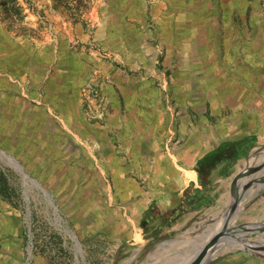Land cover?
Here are the masks:
<instances>
[{"label":"rangeland","instance_id":"rangeland-1","mask_svg":"<svg viewBox=\"0 0 264 264\" xmlns=\"http://www.w3.org/2000/svg\"><path fill=\"white\" fill-rule=\"evenodd\" d=\"M143 1L151 14L154 2L161 0ZM190 2L195 14L204 16V30L199 32L201 38L197 43L203 45L207 54L203 66L195 64L198 75L193 74L199 79L195 76L190 99L202 104L206 100L210 107L205 111H185L183 103L187 97L182 92L179 105L171 108L165 119L168 121L172 115L174 128L164 129L165 137L160 145L130 144L143 140L147 132H155L153 128L143 129L130 122L129 128L123 130L124 135L119 130L110 134L108 153L101 154L95 149L89 155L84 151L81 158L74 160L60 155L50 160L25 157L28 146L23 148L12 139L0 137V152L15 160L48 193L54 205L50 206L43 194L21 177L6 156H0V188L5 192L4 196L0 193V232L3 227L0 264H189L198 255L200 251H194L196 246L191 250L181 245L189 240L200 241L198 235L203 230V222L214 213L222 214L223 205L197 214L194 222L180 232L149 243L139 241L137 223L149 201L162 200L165 195H173L183 188V169L191 164L186 156L188 143L197 147L209 127L214 136L216 129H225L241 112L238 101L233 103L226 92L238 86L250 88L251 84L254 87L258 84L260 111L264 113V0H234L232 4L227 0ZM123 4L124 0H0V88L4 82L2 69L7 64L2 62V50L10 40L38 48L51 36L55 40L61 32L59 28L67 26L83 35V44L97 51L95 57H100L108 52L99 45V23L107 26L114 9L123 8ZM227 6L236 9L238 23L240 17L243 20L244 31H238L244 45L243 54L259 47L254 60L233 53L235 33L228 37L224 25L229 22L222 21ZM218 12L219 17H215ZM234 16L235 11L228 19ZM146 30L151 37L146 40L145 49L154 42L164 57L153 19L148 20ZM16 51L23 55L18 45ZM27 61L28 67L31 66V59ZM24 82L26 87L27 79ZM201 88L209 93L200 98L195 90ZM173 101L167 94L166 104L172 107ZM260 124L264 126V118ZM171 136L175 139L167 142ZM121 138L130 145L121 142ZM253 152L257 156L264 154V138L251 150L244 165ZM238 212L235 225L264 224V184L259 190L250 191V197L239 203ZM255 237L260 242L264 240L261 236ZM135 241L142 243L130 244ZM240 244L234 241L223 249L221 246L217 253Z\"/></svg>","mask_w":264,"mask_h":264},{"label":"crops","instance_id":"crops-1","mask_svg":"<svg viewBox=\"0 0 264 264\" xmlns=\"http://www.w3.org/2000/svg\"><path fill=\"white\" fill-rule=\"evenodd\" d=\"M143 2L124 0L123 8L114 9L107 26L99 23V45L108 52L100 57H95L97 51L83 44V35L67 26L59 28L61 32L55 40L51 36V42L46 40L38 48L10 40L2 50V62L7 64L1 77L4 82L0 88V137L12 139L23 148L28 146L25 157L50 160L60 155L74 160L81 158L84 151L89 155L95 149L101 154L108 153L110 134L119 130L124 135L123 130L129 128L130 122L143 129H155L154 133L147 132L143 140L130 144L160 145L165 137L164 129L174 128L172 115L168 121L165 119L169 110L179 105L182 92L187 97L183 103L185 111H205L210 107L206 100L202 104L190 99L198 75L195 64L203 66L207 59L203 45L197 43L201 38L199 32L204 30V16L195 14L190 0L154 2L151 14ZM228 2L232 4L234 0ZM234 11L235 16L229 20ZM222 14V21L229 22L224 25L227 36L235 33L233 53L251 60L254 56L257 58L259 47L243 54L244 45L238 31H244V23L241 17L238 23L236 9L227 6ZM149 15L165 52L164 57L160 55L158 71L151 76L136 71L130 57L139 48L147 47L146 40L151 37L146 30ZM216 27L219 29V25ZM17 45L23 55L17 53ZM27 58L31 59L29 67ZM91 84L99 86L97 99L89 89ZM250 86H238L226 92L233 103L238 101L241 110L232 123L225 125V129H216L214 136L209 127L197 147L188 143L186 156L191 164L183 169V188L173 195H165L162 200H151L143 208L136 229L141 237L139 241L149 243L176 234L194 222L197 214L226 206L221 196L230 195L239 167L264 138L259 85ZM195 91L200 98L209 93L205 88ZM167 94L174 100L172 107L166 104ZM174 139L171 136L166 141ZM124 140L121 138V142L130 145ZM195 192L205 202L203 209L193 210L188 203ZM139 241L130 244L142 243ZM243 243L256 249L236 245L215 254L208 264H264V240L260 242L254 236L244 239ZM143 248L141 244L140 249Z\"/></svg>","mask_w":264,"mask_h":264},{"label":"water","instance_id":"water-1","mask_svg":"<svg viewBox=\"0 0 264 264\" xmlns=\"http://www.w3.org/2000/svg\"><path fill=\"white\" fill-rule=\"evenodd\" d=\"M0 156H6L8 158L9 164L15 168L24 180H28L32 186L38 189L48 204L52 207L53 201L49 197L48 193L43 190L40 185L33 179L29 178L22 170V167L9 156L5 155L4 152H0ZM257 174L255 177L254 175ZM245 179V180H244ZM247 179V182H246ZM264 184V158L259 164H256L253 169H244L234 180L231 189L230 197L231 201L224 207L221 215H223L219 232L213 235L209 239L208 243L204 245L198 255L189 264H208L211 258L215 255L218 249L224 244L223 241H228L227 243L233 244V242L241 243L239 246L252 250L256 249L252 246L244 245L243 240L248 237L263 236L264 237V224L260 225H234L231 219L238 214V205L241 199L250 192L252 189L259 190ZM56 211V209H55ZM231 224V225H230ZM241 233V236L240 234Z\"/></svg>","mask_w":264,"mask_h":264},{"label":"bare ground","instance_id":"bare-ground-1","mask_svg":"<svg viewBox=\"0 0 264 264\" xmlns=\"http://www.w3.org/2000/svg\"><path fill=\"white\" fill-rule=\"evenodd\" d=\"M263 158H264V154L262 156H259V155L257 156L256 152H253V154L250 156L249 160L245 162L246 164L245 165L243 164L244 167H242V166L239 167L238 173L235 175V177H237L242 172V170H244V169H253L255 167V165L259 164ZM254 176L256 177L257 174H255ZM246 182H247V179H246ZM232 184H233V182H232ZM249 197H250V192H247V194L241 199V201L244 202ZM230 198L231 197H230L229 193H226L225 195H223L221 197V202H223V204L227 205L231 201ZM222 218H223V215H221V212L214 213L211 218H209L208 220H205L202 224L203 230L198 235L201 240L197 241V242H195L194 240L185 241V243H183L181 245V247L182 248H191V250H193V246H196L194 251H196V252L201 251V249L204 247V245H206L208 243L209 239H211V237H213V235L218 234ZM234 219H235L234 217L231 219L232 220L231 223L234 222ZM223 242H224V244L222 245V249L231 245V244L227 243L228 241H223ZM192 255L193 254H190L188 256H192Z\"/></svg>","mask_w":264,"mask_h":264},{"label":"built area","instance_id":"built-area-1","mask_svg":"<svg viewBox=\"0 0 264 264\" xmlns=\"http://www.w3.org/2000/svg\"><path fill=\"white\" fill-rule=\"evenodd\" d=\"M149 49V50H148ZM148 49L139 50L131 55L133 58L132 66L136 71H140L148 76L154 75L160 65L161 50L156 43L151 42ZM89 89L97 99L100 97V89L97 84H91Z\"/></svg>","mask_w":264,"mask_h":264},{"label":"trees","instance_id":"trees-1","mask_svg":"<svg viewBox=\"0 0 264 264\" xmlns=\"http://www.w3.org/2000/svg\"><path fill=\"white\" fill-rule=\"evenodd\" d=\"M0 193H2V195L4 196L5 195L4 189L2 190L0 188ZM198 195L199 193L195 192L189 199L190 201L188 203L191 206V209L193 210L203 209L202 207L205 206V202L203 200H200L199 199L200 197Z\"/></svg>","mask_w":264,"mask_h":264}]
</instances>
